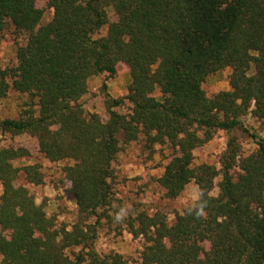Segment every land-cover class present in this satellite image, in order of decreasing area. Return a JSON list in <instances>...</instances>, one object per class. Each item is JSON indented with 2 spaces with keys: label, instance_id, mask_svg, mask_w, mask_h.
Returning a JSON list of instances; mask_svg holds the SVG:
<instances>
[{
  "label": "trees",
  "instance_id": "obj_1",
  "mask_svg": "<svg viewBox=\"0 0 264 264\" xmlns=\"http://www.w3.org/2000/svg\"><path fill=\"white\" fill-rule=\"evenodd\" d=\"M46 7L52 14L43 23L36 0H0V30L26 34L16 62L0 68V102L10 90L28 97L17 117L0 120V131L34 137L44 158L63 162L59 181L69 183L75 212L57 224L16 184L20 174L46 183L43 167L15 166L28 149L0 146V264H264V137L242 121L264 120V0H46ZM119 65L130 82L125 95L104 96L103 120L82 100L92 77L106 81ZM225 68L229 88L208 96L205 78ZM217 131L226 137L219 167L195 163L193 151ZM244 133L256 143L245 155ZM139 140L150 155L156 146L170 150L154 179L161 197L175 199L190 183L197 197L172 220L161 208L128 212L123 228L141 248L127 258L100 252L96 241L114 200L113 162Z\"/></svg>",
  "mask_w": 264,
  "mask_h": 264
},
{
  "label": "rangeland",
  "instance_id": "obj_2",
  "mask_svg": "<svg viewBox=\"0 0 264 264\" xmlns=\"http://www.w3.org/2000/svg\"><path fill=\"white\" fill-rule=\"evenodd\" d=\"M38 7L43 9L42 22L49 20L52 10L46 7V0H36ZM109 21L116 20V16L111 8L107 9ZM106 29H100L93 36L98 37L105 33ZM25 33H17L12 26L0 30V68L12 65L16 62V46L24 42ZM229 69H222L214 74L208 75L202 83L205 93L210 96L214 93L229 88L228 85ZM103 82L106 88H103ZM130 82V74L125 66L119 65L114 77L104 81L99 76L92 77L88 84L89 89L83 97V105L87 111L98 113L103 120L107 118L104 106V96L109 94L112 97H120L126 94L127 86ZM160 93L155 90L153 95ZM28 100L26 94H20L10 90L7 96L0 102V120L6 117H17L24 101ZM124 106L123 111H126ZM248 127L249 133H256L264 137V120H258L250 115L242 118ZM226 137L222 131H217L212 139L204 145L197 147L193 151L195 163H207L219 167V156L225 148ZM243 154H248L256 148L254 140L246 133L240 137ZM0 146L5 147H25L29 151V156L13 162L15 166L23 163H39L43 167L47 182L40 185L26 183L23 175L20 174L16 184L26 185L34 195L37 203H43L49 215H55L57 224L69 223L75 212V204L68 194L67 181H59L60 167L63 162H50L37 150V142L34 137L27 134L11 135L0 131ZM156 153L149 154L142 146L141 140L133 141L124 145L118 153L114 166V200L112 207L109 208V218L102 217L101 225L98 228L96 247L100 252L115 251L125 257L130 258L141 247L140 240L133 239L126 232L123 218L116 220L120 209L128 212L134 209H145L153 212L161 208L168 213V219L172 220L176 211H181L190 205L197 197L196 187L193 183L188 184L183 193L175 199L163 198L156 187L154 179L162 172V166L166 162V156L170 153L169 149H161L156 146ZM0 183V193H1ZM218 188L215 187L212 194H217ZM132 264H135L134 262Z\"/></svg>",
  "mask_w": 264,
  "mask_h": 264
},
{
  "label": "clouds",
  "instance_id": "obj_3",
  "mask_svg": "<svg viewBox=\"0 0 264 264\" xmlns=\"http://www.w3.org/2000/svg\"><path fill=\"white\" fill-rule=\"evenodd\" d=\"M198 215H203V208H201L199 211H198V213H197ZM127 215V211L125 210V209H120V212L117 214V216H116V220L117 221H120L124 216H126Z\"/></svg>",
  "mask_w": 264,
  "mask_h": 264
}]
</instances>
